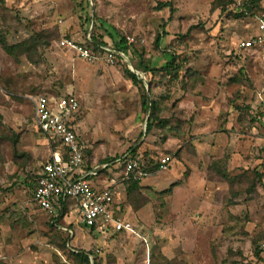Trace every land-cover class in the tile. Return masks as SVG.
Listing matches in <instances>:
<instances>
[{"label":"rangeland","instance_id":"obj_1","mask_svg":"<svg viewBox=\"0 0 264 264\" xmlns=\"http://www.w3.org/2000/svg\"><path fill=\"white\" fill-rule=\"evenodd\" d=\"M165 1L171 2L174 8L170 19L168 8L155 7ZM214 1L98 0L95 8L88 1L83 16L80 0H0V32L8 43L26 39L33 32L57 30L49 46L31 50L30 58L21 55L15 61L0 46V243L4 248L1 262L76 264L73 254L85 250L95 253L90 258L91 264L94 260L100 264H158L159 253L186 264H261L255 255L254 242L264 232V189L261 182L255 181L254 168L264 163V58L252 51L239 50L238 43L258 33L256 17L264 13V0L261 10L239 19L214 9ZM239 2L235 0V6ZM94 12L101 24L92 20L91 29V23L84 29L83 19L93 17ZM95 22L99 27H94ZM105 23L119 36L133 38L128 45L134 56L133 68L136 69L141 53L151 67L164 61V54L155 49V38L160 36L161 48L186 54L190 66L204 76L201 95H184L190 100L182 108L177 103L176 107L183 112L181 134L172 131L162 142L160 129L153 127L145 132L148 115L141 109V94L143 90L148 92V84L144 89L124 84L123 80L129 79L124 76L123 64L85 63L73 52L58 47L61 37L73 39L78 30L84 35L100 36L99 32L105 33ZM83 40L82 37L75 41ZM237 52H244L246 56L236 57ZM109 66L110 72L101 76ZM240 68L250 80L243 85L230 81ZM141 78L146 80L144 76ZM68 90L80 100L78 119H83L86 132L97 133L101 140L93 144L92 139L89 142L83 139L87 144L86 158L92 150L89 146L96 145L99 153L104 152L110 158L120 156L133 143L140 146V152L148 151L158 158L164 150L179 151V145L188 151L186 145L194 136L201 138L206 134L194 133L193 124L199 112L192 109L193 99L196 98L195 108L198 103L203 106L214 103L213 113L202 126L214 138L222 132L218 139L211 141L225 144L218 156L226 158L225 168L234 176L232 190L228 191L226 181L214 180L218 177L216 174H209L211 180L206 174L207 180L223 185L194 196L190 207L192 226L188 229L172 228L171 216L166 212L167 194L142 195L146 202L137 210L152 201L154 221L133 220L137 226L143 225L139 235L109 229L104 236L98 230L84 229L73 245L66 242L63 246L67 236L31 201L32 187L26 182L29 179L33 182L32 177L40 170L41 163L52 151L58 150L56 143L51 146L50 142L40 141L33 129L31 97L61 96ZM159 91V87H154L155 94ZM181 95L180 91L176 92L174 99ZM247 105L251 115L240 112ZM111 120L117 123H110ZM208 147L218 150V146ZM179 169V160L175 158L168 171L158 172L159 189L177 182L183 175ZM140 199L135 197L134 202L138 204ZM151 250L154 256H150Z\"/></svg>","mask_w":264,"mask_h":264},{"label":"built area","instance_id":"obj_2","mask_svg":"<svg viewBox=\"0 0 264 264\" xmlns=\"http://www.w3.org/2000/svg\"><path fill=\"white\" fill-rule=\"evenodd\" d=\"M239 1V0H238ZM258 33L250 39L239 42L238 48L242 51H252L264 58V13L256 17ZM125 43L130 45L133 38L125 36ZM90 38L82 42L71 38L61 37L58 45L73 52L74 56L85 63L104 61L113 65L123 54L115 47L98 45L94 51L86 45ZM34 119L37 128L51 143H59L62 151H52L48 159L41 165V171L34 181L32 198L39 210L48 217L57 216L65 201H74L80 222L86 226L101 225L105 230L128 231L138 234L129 220L122 219L114 209L113 192L109 188L101 190L90 185L87 176L93 174L91 170H84V157L87 144L79 140L72 121L79 108V100L73 95L47 96L36 95L31 97ZM171 157L161 155L156 163L149 164L146 160L132 158L128 155L120 158L122 164V181H141L154 172L166 171L169 168ZM264 173V170H263ZM264 188V177L261 181ZM261 264H264V238L258 244ZM98 252V251H97ZM0 259H4L1 254Z\"/></svg>","mask_w":264,"mask_h":264},{"label":"crops","instance_id":"obj_3","mask_svg":"<svg viewBox=\"0 0 264 264\" xmlns=\"http://www.w3.org/2000/svg\"><path fill=\"white\" fill-rule=\"evenodd\" d=\"M88 24L89 23L87 22L85 26H83V28L87 30ZM91 24H89L90 29L92 27ZM109 26L110 25L105 23V26H104L105 33L99 32L100 36L98 35L95 36L94 40L97 42H103L105 46L117 48L118 51H120L125 58L123 59L119 57V59L117 60V64H119L120 66L121 64H123L124 67H127L130 71L138 75L140 79L142 75L145 77V69L142 72H140V70L142 69V66L140 65V60L138 61V64H136V69L133 68L132 62L133 63L135 62L134 56L131 50L128 48V44L124 43L126 46V49L119 50L120 48H118L119 45H117V42L119 41L120 36L115 31H113V29L111 30L112 27L109 28ZM82 37L83 39H87V38H90V35L89 33H86L84 35V33L79 30L73 35V39L75 40L82 39ZM58 47L62 50H66V49L61 48L59 45ZM67 52H71V51L67 50ZM100 63L102 65V62ZM105 68L106 70L105 72L103 71L101 73V76L108 74V72H110V70L112 69L111 66L105 67ZM100 81L104 83L108 80H100ZM123 81H124V84L132 85L135 88H137L136 86L141 87L140 84H135L134 82H132V80H123ZM139 81L142 82L144 87L147 86V80H139ZM70 94L77 97L70 90H68V92H66L65 94H60V95L62 96V95H70ZM45 95L54 96V94H45ZM191 98L193 99V97ZM77 99L79 100L78 97ZM195 99L196 98L193 99L191 106H192V109H197L199 113L196 115L195 124H193V127H195V130H196L194 133L195 134L206 133V134H204L201 138H196V136H194L193 139L190 140V142L187 143L186 145L188 147V151H185V149H183L182 146L179 145L178 149L180 150L177 151L178 155L173 156L171 158V161L169 163V168H170L171 162L175 158L178 159L179 165H180L179 170L183 172L182 177L177 182H175L174 184H171L168 188H165L163 190L159 189L160 188L159 181L156 178L158 172L151 173L149 176L143 178L139 182L140 191L145 196H151V194H153L156 197H158V193L168 195L166 198L167 204H168V207H167L168 210L166 212H167V215L171 216V220H172L171 225H172V228H175V229H184V228L188 229L189 226L190 227L192 226L191 215L193 214H192V210L190 207H191V202L197 193L203 192V194L204 193L206 194V192L207 193L209 191L211 192V190L214 188L215 189L221 188V186L223 185V183H214L213 181H209L205 177L207 174V166L210 160L212 158L219 157L218 155H221L220 152L223 150V146H225V144L220 143V141H214V142L211 141L212 139H215V138L218 139L219 135L222 134V132L216 133V136L214 138L213 136L214 134L210 132H205L202 126L203 124H205V121L207 120L208 115L210 113H213L214 110L212 109V107L214 106L213 105L214 103H211L208 105L205 104L204 106L198 103L197 104L198 107L195 108L196 106ZM187 100H190V98L187 99V97H183L182 99H180L178 102V104L180 105L179 107L182 108ZM80 108H81V103L79 100V108L77 112L74 114V118L72 121V128L74 129L78 139L82 141L86 140L88 142L91 141L90 139H92L91 142L93 144L100 142L101 140L99 139V136L97 135V133L93 134V133H89V131L86 132L83 122H82L83 119L82 118L80 120L78 119L79 114H80ZM226 108H228L227 105H226ZM205 111L207 112L205 113ZM103 114L105 115V113ZM146 115H148V112L146 113ZM32 121H33L32 127L39 134L40 141H43V143H49L47 136H45L36 126L35 119H34L33 105H32ZM112 122L117 123V121L115 122L111 120L110 123ZM210 145L215 146V147L218 146V150L214 151L213 147L209 149L208 146ZM133 147L135 148L136 145H134ZM98 148H99L98 145L93 146L91 148L89 146V149H92L90 153V157L86 158V155L84 157V168L83 169L91 170L92 172H94L93 174L87 176V180L90 183V185L94 187L95 189L101 190L103 188H109L112 190L113 197H114V204H113L114 209L116 210V212L119 214V216L122 219L129 220L132 222V224L134 225V228L136 229L138 233L137 235H139L141 229H143V225L137 226V224H135L133 220L134 221L141 220L144 223H153L154 221L153 205L154 204L152 201H149V203H147L145 206L134 211L132 210L131 206H129L127 203H124L125 200L127 202V191H126L125 183L121 179L122 164L120 163V158L127 156L129 154V151L127 150L126 152L120 154V156H114L115 158L116 157L117 158L113 160L110 157H106L105 154H103L104 152L99 153ZM165 148L168 149L167 147ZM61 149L62 147L59 145L58 151L61 152L62 151ZM230 160H231V157H230ZM43 163H41V165ZM230 165H231V161H230ZM169 168L166 171H168ZM40 171H41V166H40V170L38 172H35L36 174H34V176L32 177L33 182H30V179H29V183L26 182V185L31 186L32 190L34 187V181L36 177L39 175ZM209 195L210 194H208V196ZM206 199H210V198L207 197ZM31 201L33 202L32 194H31ZM61 209L62 207L59 209V211ZM49 218L53 226L65 232V235L68 237V241H67L68 245L69 244L73 245L78 235L84 229H89V227L84 226L80 222L77 208L74 204V201H71V200H68L67 209L61 218L57 220H52L51 217ZM60 221H62L63 224H61ZM81 225L82 227L80 229L77 228L78 226H81ZM94 229L100 231L104 236L107 232V230H105L101 225H97ZM126 232L130 233L128 231ZM143 241L146 242V239L144 238ZM181 242L184 245V242L182 240ZM1 252L2 254H4V248L2 246V243H1ZM2 262L0 260V264H5V263L9 264L11 261L9 260V262H6L2 260Z\"/></svg>","mask_w":264,"mask_h":264},{"label":"trees","instance_id":"obj_4","mask_svg":"<svg viewBox=\"0 0 264 264\" xmlns=\"http://www.w3.org/2000/svg\"><path fill=\"white\" fill-rule=\"evenodd\" d=\"M88 1L89 0H80L81 3L80 5H82L81 11L83 16L86 15L85 6L88 5ZM90 1H92L93 7L95 8L98 0H90ZM239 1H240L239 4L235 6V0H215L212 4L213 5L212 7L214 9H219L220 13H224L226 16L233 19L252 16L255 14V11L262 9L261 6L262 0H239ZM155 7L157 9L168 8L169 11L168 19L172 17L174 8L171 6V2L169 1L158 2V4ZM234 7L236 8L235 12H234L235 9ZM92 20H97L98 21L97 23L101 24V19H99L98 16H96L95 12L93 13V17L91 18L86 17L85 19H83V22L91 23ZM99 24L97 26L95 22L94 27L95 28L99 27ZM162 32L164 31L162 30ZM56 34H57L56 29L53 32L52 31L44 32L42 30L39 32H33L26 39L10 44L7 42L2 32H0V46L2 50L6 53V55L13 58V60L15 61H18L21 55H26L27 58H30L29 56L31 50L35 51L38 50V48L48 47L52 39L56 37ZM94 38L95 36L92 33L90 35V41H87L86 45L92 48L94 51H98L99 50L98 45H105V44H103V42L95 41ZM244 39L246 40L250 38H244ZM160 41H161V37L157 36L155 38V49L158 52H162L164 54L163 56H165L164 61L159 65H156L154 67L147 65L145 63V59L142 53L140 54V65L142 66L145 64L144 66L145 79L147 80V84H148V92L143 90L141 94V109L145 113H147L148 110L150 112L149 119L145 125V132L148 133L153 127H156L163 132L162 142H165L170 132L173 131L176 134H181L183 131L184 120L180 118V115H182L183 112L181 109L178 110V107H176L177 103L186 94L200 96L202 92L201 87L204 84L205 78L201 74V72L193 68V66H190L189 57L186 54L171 52L170 48L168 47L161 48ZM125 42H126L125 38L123 36H120V39L117 42V45H119L118 48H120L119 50L126 49V46L124 44ZM237 55L240 57L242 56V58L243 56H246L244 52L243 54L237 52L236 57ZM124 76L127 77L129 80H132V82H134L135 84H140L141 87L144 89L142 82L139 81L141 80L139 76L133 73L132 71H130L127 67H124ZM230 81L236 82L239 85L241 84L243 85L247 82H250V80L245 75L243 68H240L237 74L233 78H231ZM154 87L160 88V91L157 94L154 93ZM178 91H180L182 95L180 96V98L174 99V96ZM168 104L170 105V108H168ZM250 109L251 108L248 105L243 106L242 108H240V112L246 115H251ZM166 113L168 114L166 115ZM253 117L251 118V122L254 121ZM238 120L239 121L241 120L240 117ZM251 122L249 124H252ZM56 144L58 145L59 143L56 142ZM134 145L135 143H133L131 147L128 149L129 157L144 159L149 164L156 163L157 165V160H158L157 155H155L154 153H150L148 151L140 152L139 151L140 146L134 148L133 147ZM13 150L16 153L17 151L16 140L13 141ZM163 154L169 155L172 158L174 155L175 156L178 155V152L176 151L171 153V151L164 150ZM116 158L114 157L112 159L114 160ZM226 166H227V162L225 157L222 156L219 158L218 157L212 158L207 166V174L210 180L212 179V177H210L209 175L211 173V174H216L218 176V177H214L213 178L214 180L218 182L226 181L228 183V191H231L234 183L233 182L234 176L229 175L228 170L225 168ZM254 169L256 176L255 181L261 182L264 177V173L262 172V170L264 169V163L257 165ZM139 182L140 181H135L133 179L124 181L127 191L126 203L129 206H131V208L134 210H137L138 207H140L146 202L145 197H142L143 194H141L139 188ZM135 197L141 198L138 204L134 202ZM67 206H68V201H65L62 209L58 212L57 216L52 217L51 219L57 220L61 218L64 212L66 211ZM95 227L96 226H91L89 227V229L92 230ZM60 231L62 233H65L63 230ZM259 235L256 237V241L254 242V250H255V255L258 256V260L261 261V258L259 257L258 244L264 238V232ZM67 241L68 238L66 237L62 241L63 246L66 245ZM154 255H155L154 250H151L150 256H154ZM92 256L95 257L94 252H89L85 250H78L73 254V258L76 264H91L90 258ZM158 257H159L158 264H186L175 258H168L161 253H159ZM93 264H100V263L94 260Z\"/></svg>","mask_w":264,"mask_h":264},{"label":"water","instance_id":"obj_5","mask_svg":"<svg viewBox=\"0 0 264 264\" xmlns=\"http://www.w3.org/2000/svg\"><path fill=\"white\" fill-rule=\"evenodd\" d=\"M90 1V0H89ZM91 26H92V24H91ZM143 76V75H142ZM141 80H143L142 78H141ZM149 115H150V112L148 113V116H147V119H146V121L149 119Z\"/></svg>","mask_w":264,"mask_h":264}]
</instances>
